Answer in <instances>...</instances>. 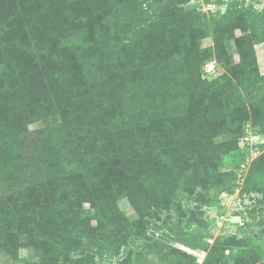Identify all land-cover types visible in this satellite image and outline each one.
<instances>
[{
  "label": "rangeland",
  "instance_id": "obj_1",
  "mask_svg": "<svg viewBox=\"0 0 264 264\" xmlns=\"http://www.w3.org/2000/svg\"><path fill=\"white\" fill-rule=\"evenodd\" d=\"M147 1L154 4L149 19L157 24L159 14L170 8V1ZM232 1L243 4L246 10L225 17L226 4ZM179 2L183 15L175 21L177 26L167 25L160 31L180 54V60L192 61L191 67L199 74L197 83L190 82L187 95L180 98L191 103L198 118L210 117L208 130L212 132L204 137L199 127H185L174 139L182 143L196 134L199 144L212 147L214 157L208 160L201 154L197 158L184 147L183 152L168 154L170 148L161 144L158 150L152 139L145 143L140 132L133 140L118 144L103 131L114 121V110L107 109V104L83 99L85 57L99 59L105 69L109 58L104 47L98 49L92 41L84 45V41L88 33L99 31L103 18L113 16L116 2L76 0L74 6L84 18L66 28L63 17L47 15L37 2L23 6L24 0H0V50L5 60L0 70V186L5 188L8 209L19 215L18 220H25L32 206L47 204L49 183L68 189L57 203L50 202L60 209L55 212L47 206V216L36 222L35 228L56 235L55 245L62 242L60 250L69 258L94 256L96 262L90 264H127L135 250L140 254L133 256L134 264H173L179 260L205 264L210 253L218 260L207 264H248L246 256L234 260L231 254L239 250L257 254L262 250L263 258L256 264H264V24L258 32L255 29V22L264 16V0ZM139 24L138 19L128 21L126 33L138 29ZM174 34L179 44L171 40ZM142 37L152 40L153 34L144 32ZM55 40L69 42L59 48ZM55 50H61L57 64ZM47 55L52 57L45 59ZM206 55L209 60L204 61ZM48 67L56 68L64 79L50 76ZM127 70L122 71L121 82L128 78ZM225 77L231 79L230 88L235 92L226 89ZM123 84L116 88H125ZM258 99L260 107L256 105ZM226 101L239 116L231 129L223 126L226 118L216 114ZM71 107L84 109L83 115H87V121L93 120V126L103 124L96 126L99 131L92 137L68 138L70 124L63 114ZM255 115L259 116L257 120ZM131 129L135 130L134 126ZM53 135L61 138L60 144H46ZM44 144L48 148L37 151ZM27 146L36 149L29 152ZM76 148L87 151L88 159L95 163H86L69 174L78 166ZM28 160L32 163L27 164ZM36 162L45 183L34 181L39 176L28 173ZM228 172L233 173L235 189L232 193H216L213 184L229 178ZM180 187H187V191L181 194ZM133 201L137 208L131 205ZM116 217L118 230L126 222L127 228L121 231H134L135 222L151 239L147 243L143 239L133 238L132 243L121 239L115 254L119 231L117 240L106 241L103 235L117 231L108 224ZM29 236L22 233L19 239L28 242ZM19 246L17 258L0 249V264H54V260L42 257L40 249ZM61 263L63 256L59 258Z\"/></svg>",
  "mask_w": 264,
  "mask_h": 264
},
{
  "label": "trees",
  "instance_id": "obj_2",
  "mask_svg": "<svg viewBox=\"0 0 264 264\" xmlns=\"http://www.w3.org/2000/svg\"><path fill=\"white\" fill-rule=\"evenodd\" d=\"M31 1L37 2L36 6L41 8L47 15L54 14L56 18L63 17L68 24L66 28H71L74 22L84 18V16L80 15V12H78V8L74 6L76 0H24L25 4L23 6L29 5ZM169 1L170 8L167 9L166 12L159 14L158 18L161 20L159 23L155 24L154 22L156 21H154V19H151V21L149 19L153 15L150 13V10H154V4L150 5L147 0H113V2H116L111 10L114 12V14L112 13L113 16L103 18L99 31H91L87 34L88 37H86L84 41V45L92 41L98 49L104 47V50L106 49L105 53L109 58L105 69L103 68V64H100L99 59L90 56H87L88 58L85 57L84 61H86L87 74L86 77H84L86 84L82 89L83 99L99 103L102 106L107 104V109L111 111L114 110V121L106 126V128H110V131H107L106 128H104L103 131L110 133L115 138L114 141L118 144L124 139L133 140V136L140 132L139 134H143L144 142L146 143L148 139H152L154 145L156 143V146H158V150L161 144H167L170 148L167 150L170 152L168 154L183 152L185 149L182 150V148L184 147L189 149L188 153H195L197 158H199L198 154H201L208 160L213 155L211 152L212 147L204 142L199 144V136L197 137L196 134L190 137L187 136L182 143L174 139V137H177V132H180L185 127H189L191 130L199 127L200 131L203 130L201 134L204 135V137H208L209 133L212 131L208 130L211 126L209 123L210 117L204 119L198 118L197 115L192 112L193 106L191 103L188 104L185 102V99L180 98V96L184 97L187 95L191 87L190 82L197 83L196 77L198 76L199 78V74L191 67L190 63H192V61L180 60V54L175 52V47L165 41V38L168 37L160 31L161 28H165L167 25H176L175 21L180 18V15H183L181 14L182 8L178 6L180 3L179 0ZM226 5L227 11L224 15L225 17L228 14L237 15L241 13L240 10H246L243 4L239 5L234 1L228 2ZM127 12L128 15L126 16ZM153 13L156 15L157 12L155 11ZM258 15H261V13ZM135 19H138L140 27L132 33H129L131 31L126 33L125 27L128 21H132L133 23ZM261 24H264V16L258 23L255 22V29H257V32L261 29ZM148 31L153 34L152 40L149 38L143 39L142 37V34ZM1 32L2 30L0 29V34ZM70 38L71 37H69V39ZM184 39H187V35H184ZM171 40L179 44V37L177 34H174ZM57 42L58 41L55 43V47L57 44L59 48H62L61 46L65 47L69 41H66V44ZM171 51H173V53ZM80 52L82 56L83 53L81 50ZM148 52H150V56H147ZM60 53L61 50H55V64L58 63L56 58L60 56ZM241 53L244 54L243 52ZM49 56L52 57L51 55H47L45 59L49 58ZM151 56H155L154 60H150ZM207 60H209L208 55L204 56V61ZM222 63L225 65L228 64L226 60H223ZM4 66L5 60L0 50V70ZM124 69H129V71L127 70L128 78L125 82H121L119 78L120 76L121 78L123 77L122 71ZM47 70L52 71L48 72L50 76L54 75L57 79H64L63 75L58 74L56 68L48 67ZM223 79L225 83L228 84L226 85V89L235 92V89L230 88L233 86L231 79L229 77ZM107 84L111 85L109 86ZM122 84L125 88H116V86H122ZM173 100L175 103L172 102ZM256 105L260 107L259 99ZM78 106H80V104ZM232 106L230 102L228 104L226 101L219 107L218 112H216V114L226 118L227 122L223 126L227 129H231L234 125L236 126V122L239 121V116H236L237 114L231 110ZM74 108L75 107H71L70 111L63 114L66 124H70L67 133L68 138L72 137L75 140L77 137L86 134L92 137L96 131H99L96 126H102L103 124L93 126V120L89 122L87 121V115H83L85 113L84 109L75 110ZM258 118L259 116L255 115V120ZM132 126H134L135 130L131 129ZM262 128H264V122ZM173 129H175V132L172 137H170ZM112 132L116 136H114ZM62 133L64 134L63 131ZM60 139L61 138L55 139V135H53L49 140L50 142H46V144H60ZM31 148L36 149L35 147L27 146L29 152ZM46 148H48L47 145H40L37 151ZM76 152L79 156L76 158L78 166L71 168V170L68 171L69 174L79 171L81 166L86 163H88L87 165L95 163L93 159H88L87 156L89 153H87V151L76 148ZM213 157L214 156H212V158ZM26 158L27 157H25V159ZM28 163L31 164L32 161L28 160L27 164ZM43 165L44 164H42V166ZM32 166L31 169L28 167V169H30L28 173L31 171L35 177L39 176L37 179L33 180L38 183H45L46 179L40 176L44 175V173L38 168L37 162L33 163ZM46 167H48V165H46ZM228 173L230 176L229 178L221 179L213 184V189L216 193H232L235 189L236 184L232 176L233 173ZM56 184L57 183L51 182V184L49 183V185H47L49 193L46 196L47 204L41 203L39 206H32L25 220H18L19 215H15L8 209L5 188L4 186H0V249L4 250L5 254L9 257L17 258L19 245H25L38 250L40 249L43 254L42 257L45 256L47 261L54 260V264H58L60 256L64 257V263L61 264H90L92 261H95L94 256H79L75 259L69 258L68 253L64 251L61 252L60 250L62 242H58V245H55V238H58L56 235L35 228V223L40 222L47 216V206L52 208L55 212L60 209L59 205H53L50 202L55 200V203H57V198L64 193V190L68 192V189ZM68 186L73 185L69 184ZM186 188L180 187L178 192L184 194L187 191ZM132 204L137 208L134 201L131 202V205ZM16 220H18L17 225L14 224ZM108 224L117 231L114 233H104L103 236L106 241L117 240V232L119 231L118 233L120 234V242L117 244L115 254L119 252L121 239H124L125 243H132L133 238L137 240L143 239L144 243H147L151 239L141 230L139 225L135 224V222L132 224L135 226L134 231H127L125 233L121 230L127 228V223L123 222L124 228L118 230L116 227L120 222L117 217L111 220L109 219ZM22 233L32 235L29 236L30 239L28 242L19 239ZM98 242L102 245V242L99 240ZM220 249L223 252V248ZM248 253L249 252L246 250H239L231 254V256L234 257V260H239V258L244 259L243 256H246V258H248V264H256L263 258L262 250L257 254ZM139 254V252L132 250L127 264H134L135 262L132 260L133 256ZM217 260L218 258L210 253L205 264H207V262L214 263ZM172 262H174V260ZM173 264H186V260H179Z\"/></svg>",
  "mask_w": 264,
  "mask_h": 264
}]
</instances>
